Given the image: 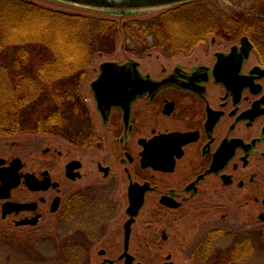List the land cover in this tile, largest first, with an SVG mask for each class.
Instances as JSON below:
<instances>
[{
    "label": "flooded vegetation",
    "instance_id": "obj_1",
    "mask_svg": "<svg viewBox=\"0 0 264 264\" xmlns=\"http://www.w3.org/2000/svg\"><path fill=\"white\" fill-rule=\"evenodd\" d=\"M195 41L158 54L122 44L123 59L87 70L68 137L0 145V176L17 183L1 219L75 224L67 264L249 260L252 234L264 242V64L246 35Z\"/></svg>",
    "mask_w": 264,
    "mask_h": 264
},
{
    "label": "trees",
    "instance_id": "obj_2",
    "mask_svg": "<svg viewBox=\"0 0 264 264\" xmlns=\"http://www.w3.org/2000/svg\"><path fill=\"white\" fill-rule=\"evenodd\" d=\"M257 2L250 12L217 21L205 2L197 0L148 20L120 22L28 0H0V134L68 137V107L79 109L92 59L114 50L121 33L126 48L141 51L150 49L149 37L155 35L160 44L155 41L152 47L166 53L181 51L202 35H246L264 64V0ZM202 8L210 16L201 19ZM194 33L200 36H190Z\"/></svg>",
    "mask_w": 264,
    "mask_h": 264
},
{
    "label": "rangeland",
    "instance_id": "obj_3",
    "mask_svg": "<svg viewBox=\"0 0 264 264\" xmlns=\"http://www.w3.org/2000/svg\"><path fill=\"white\" fill-rule=\"evenodd\" d=\"M32 1L40 6L60 10L73 14H84L90 16H98L110 19H117L120 22H126L129 20H148L155 16H158L168 10L174 9L177 6L169 7L161 10L147 11L140 14H136L128 17H117L119 14L111 12H100L95 14L84 8L74 7L70 5L61 4L53 0H28ZM207 9L211 11V14L216 16V21L219 17L228 16L233 17L240 14L241 12H250L251 7H256L258 0H202ZM202 7V6H201ZM249 9V11H246ZM241 13V14H242ZM200 18L205 16H210L209 12L203 10L199 11ZM240 14V15H241ZM231 19V18H229ZM222 22H227L225 19H221ZM198 22V21H197ZM221 26H223L220 23ZM189 36V35H188ZM190 36L198 37L199 33L191 34ZM156 36L153 35L149 37V48L154 50L155 54H158V49L152 47L159 43L156 40ZM119 41L116 44L114 52H107V54L100 55L97 54L92 64H99L104 60L110 59H123L124 53L121 51L122 44H125L124 34L118 35ZM189 43V42H188ZM160 44V43H159ZM179 53L180 51H173L171 53ZM111 53V54H110ZM87 78L85 77L84 81ZM82 88V87H81ZM84 90V88H82ZM38 113V112H37ZM68 116L70 110L67 111ZM39 114V113H38ZM37 114V115H38ZM68 123V121H67ZM56 134H36V133H20L15 135H1L0 134V145L10 146L11 150L20 146L26 147L30 145L37 146L41 141L48 142L55 138ZM63 137V135H60ZM15 146V147H13ZM247 219V217H242L240 221ZM204 224L211 221V218L204 216ZM76 225L73 223H63L60 226V231L48 232L40 230H32L30 228L22 229L15 226H11L1 219L0 215V264H67L69 257H71V250L66 244V238L68 232L74 229ZM264 227V223L259 225ZM253 241L255 243V248L257 249L255 254H252L249 260L245 261L244 264H264V242H260V233L256 231L253 233ZM260 243V245H259Z\"/></svg>",
    "mask_w": 264,
    "mask_h": 264
},
{
    "label": "water",
    "instance_id": "obj_4",
    "mask_svg": "<svg viewBox=\"0 0 264 264\" xmlns=\"http://www.w3.org/2000/svg\"><path fill=\"white\" fill-rule=\"evenodd\" d=\"M55 2L81 7L87 10H93L96 12H111L126 16L132 13H141L147 11L161 10L169 7L177 6L194 0H53ZM248 38L244 37L243 42H247ZM248 49H252L251 43H249ZM114 63H107L111 65ZM2 186L0 187V199L5 198L2 193H8L17 185L14 182V176L12 174L3 172L1 173ZM3 217H6L4 210Z\"/></svg>",
    "mask_w": 264,
    "mask_h": 264
}]
</instances>
